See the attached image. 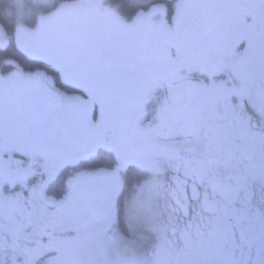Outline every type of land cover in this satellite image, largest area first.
<instances>
[{"label": "snow or ice", "instance_id": "snow-or-ice-1", "mask_svg": "<svg viewBox=\"0 0 264 264\" xmlns=\"http://www.w3.org/2000/svg\"><path fill=\"white\" fill-rule=\"evenodd\" d=\"M0 264H264V0H0Z\"/></svg>", "mask_w": 264, "mask_h": 264}]
</instances>
